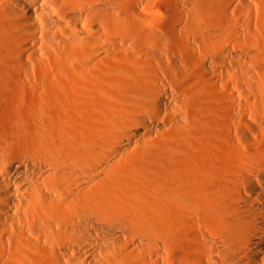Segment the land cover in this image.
I'll list each match as a JSON object with an SVG mask.
<instances>
[{
    "label": "bare ground",
    "instance_id": "bare-ground-1",
    "mask_svg": "<svg viewBox=\"0 0 264 264\" xmlns=\"http://www.w3.org/2000/svg\"><path fill=\"white\" fill-rule=\"evenodd\" d=\"M195 1L174 0L159 32L163 19L136 0H0V54L14 46L15 78L28 62L42 71L27 116L43 145L32 159L10 158L22 177L0 174V264H264V113L241 92L244 62L264 81V0H198L199 13ZM204 44L213 68L196 57ZM8 87L0 83V105L13 101ZM184 91L217 102L209 126L184 109ZM148 120L174 146L157 168L122 166L118 157L133 156L124 125ZM115 169L117 199L104 184ZM153 175L158 211L139 205V181ZM13 184L32 227L11 207ZM101 210L139 212L143 230L91 236L85 224Z\"/></svg>",
    "mask_w": 264,
    "mask_h": 264
},
{
    "label": "rangeland",
    "instance_id": "rangeland-1",
    "mask_svg": "<svg viewBox=\"0 0 264 264\" xmlns=\"http://www.w3.org/2000/svg\"><path fill=\"white\" fill-rule=\"evenodd\" d=\"M137 10L146 11L158 15L163 20L158 22L161 26V31H167L169 29V19L170 13L174 12L172 6L174 0H136ZM133 6L132 3L127 5L129 9ZM192 9L195 13H199V1L196 0ZM136 16L135 14H132ZM262 35L264 36V29L262 30ZM262 36V37H263ZM184 42H181L183 49ZM14 46L9 47L8 50L1 52L0 54V83L4 85H14V89L8 87L7 90L10 92V97L13 101L10 104L0 105V174L3 175H13L15 177L23 176V168L18 166L15 162L13 165L10 164L11 157H22L32 159L35 156L34 150L36 147H43L40 141L42 131H40L36 121L32 117L27 116V112L30 109L37 108V98L33 94L36 92L38 80H40V74L38 67L31 62H28L29 71L28 74H22L20 77L15 78V74L19 72L18 63L16 61V54L13 52ZM179 58L189 59L193 61V58L186 55L183 50L179 51ZM196 57L202 61H205L209 68L215 66L213 56L211 52L206 48V45L201 46L200 49L196 50ZM244 76L242 77V96L243 102L248 107H252L253 110L264 113V81L258 82L252 79L246 74V71H252L251 63H243ZM36 76V80L34 78ZM200 77L202 72L199 73ZM230 78V76H229ZM232 79V78H231ZM232 81V80H231ZM188 89L191 91L195 90V87L188 82L184 83ZM233 85V82H231ZM36 88V89H35ZM35 91V92H34ZM175 92V91H174ZM194 98H190L186 91L178 92L177 95L182 101L185 102V107L190 113L198 112L201 114V119L197 114L198 122L204 126H209L211 122V109L210 107L217 102L214 99L203 98L198 91H194ZM104 95V94H102ZM247 97V99L245 98ZM249 98V100H248ZM166 99V98H165ZM168 101V99H166ZM171 102V101H169ZM137 108H142L145 103H134ZM150 112V111H149ZM151 113V112H150ZM152 114V113H151ZM249 116L253 118V113H249ZM195 118H193L194 120ZM147 125H141L139 123H130L124 125V128L128 129V133L133 136V143L129 145L122 144V148L128 150L133 156L121 158L118 157L116 162L120 163L122 166L131 165L134 167H147V168H157L161 161V157L164 155L169 146H174L175 135L170 134L169 136L164 135L163 128L161 125L152 124L148 120ZM262 122V121H260ZM264 123V122H263ZM121 126V124H119ZM24 128V130L22 129ZM122 127V126H121ZM123 128V127H122ZM146 129H151V133L146 134ZM156 175H153L144 182H140L141 186V201L140 206H147L158 211V203L160 200L158 184ZM137 180V179H136ZM120 180V173L115 169L108 175L105 179L104 184L106 187L113 188L112 197L117 199L118 193L115 189L118 187ZM10 190V189H9ZM21 197L26 196V192L17 184L11 185L10 197L13 196L15 204H11L14 211L21 215L22 219L27 225L33 226L34 222H31L28 216V209L30 208L27 202L23 199L22 202L18 203V198L16 194ZM12 201V200H11ZM150 203V204H149ZM137 209V208H135ZM30 212V211H29ZM119 216L108 211H99L97 218L94 220L93 224H85L87 230H90L91 236H95L102 241H110L111 238L122 236L125 238L127 231L140 232L143 230L142 225L138 223L137 217L140 215L139 212L132 213L130 210L121 211ZM134 219V221L132 220ZM39 222V221H37ZM154 221L152 220V223ZM15 224L20 226L17 222ZM153 231V229H150Z\"/></svg>",
    "mask_w": 264,
    "mask_h": 264
}]
</instances>
